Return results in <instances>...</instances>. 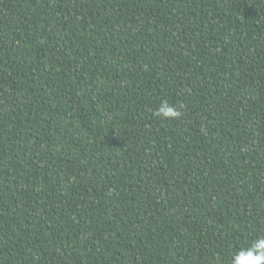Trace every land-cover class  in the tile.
Here are the masks:
<instances>
[{"label":"trees","instance_id":"1","mask_svg":"<svg viewBox=\"0 0 264 264\" xmlns=\"http://www.w3.org/2000/svg\"><path fill=\"white\" fill-rule=\"evenodd\" d=\"M258 235L264 0H0V264H230Z\"/></svg>","mask_w":264,"mask_h":264},{"label":"clouds","instance_id":"2","mask_svg":"<svg viewBox=\"0 0 264 264\" xmlns=\"http://www.w3.org/2000/svg\"><path fill=\"white\" fill-rule=\"evenodd\" d=\"M183 103H170L162 100L155 109L154 115L164 120H176L184 115ZM230 264H264V235H258L250 244L235 251Z\"/></svg>","mask_w":264,"mask_h":264}]
</instances>
